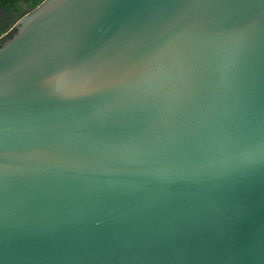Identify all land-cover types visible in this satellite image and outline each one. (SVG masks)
Here are the masks:
<instances>
[{
    "label": "water",
    "instance_id": "water-1",
    "mask_svg": "<svg viewBox=\"0 0 264 264\" xmlns=\"http://www.w3.org/2000/svg\"><path fill=\"white\" fill-rule=\"evenodd\" d=\"M0 40V264H264V0H41Z\"/></svg>",
    "mask_w": 264,
    "mask_h": 264
},
{
    "label": "trees",
    "instance_id": "trees-1",
    "mask_svg": "<svg viewBox=\"0 0 264 264\" xmlns=\"http://www.w3.org/2000/svg\"><path fill=\"white\" fill-rule=\"evenodd\" d=\"M41 0H0V40L9 36L14 21Z\"/></svg>",
    "mask_w": 264,
    "mask_h": 264
}]
</instances>
